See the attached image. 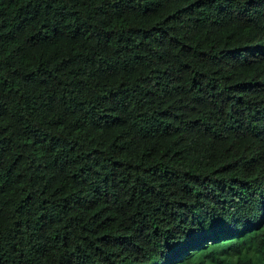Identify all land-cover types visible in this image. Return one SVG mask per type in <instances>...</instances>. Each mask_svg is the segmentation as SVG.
Returning a JSON list of instances; mask_svg holds the SVG:
<instances>
[{"label":"trees","instance_id":"16d2710c","mask_svg":"<svg viewBox=\"0 0 264 264\" xmlns=\"http://www.w3.org/2000/svg\"><path fill=\"white\" fill-rule=\"evenodd\" d=\"M0 264H264V0H0Z\"/></svg>","mask_w":264,"mask_h":264}]
</instances>
